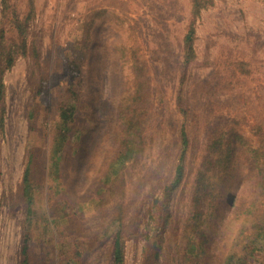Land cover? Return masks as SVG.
<instances>
[{
	"label": "rangeland",
	"instance_id": "374dc122",
	"mask_svg": "<svg viewBox=\"0 0 264 264\" xmlns=\"http://www.w3.org/2000/svg\"><path fill=\"white\" fill-rule=\"evenodd\" d=\"M33 1L36 10L32 30L40 40L42 67L19 58L4 79L7 97L5 130L0 131V264H19L22 240L28 236L32 264H62L61 251L73 253L76 242L81 243L83 251L79 264H114L112 241L117 234L125 237V264H140L151 195L160 192L171 179L180 146L181 120L176 94L180 87L182 38L189 19V0ZM17 3L20 13L28 12V0ZM122 4H127L124 8L129 9L138 25L141 41L151 57L155 107L144 122L143 151L122 167L125 195L86 204L98 185L99 169L114 152L112 140L120 97L132 81L129 64L120 59L117 49L127 37L126 21L123 23L120 18L127 14ZM89 6L103 7L108 17L99 19L92 30V56L84 68L78 126L87 133L81 157L76 163L61 159L65 170L63 187H69L67 194H62L74 205L85 204L81 209L66 207L69 210L66 211L62 207L63 198L57 193V183L48 174L52 127L59 118L60 96L65 95L68 79L63 48L78 34L75 18ZM196 29L197 58L187 70L183 96L191 106L198 107L203 122L214 112V108L208 107L209 101L224 113L239 116L244 90L262 85L264 92V0H214V5L201 12ZM236 60L247 62L252 75L240 76V86L226 92L223 62ZM42 73L44 78H40ZM40 85L49 94L38 96L36 87ZM250 150L249 144H237L221 190L225 202L210 224L209 256L205 264H217L212 255L222 258L233 249L241 226L251 217L259 193V172ZM201 156V148L194 158L190 150L186 155L189 174L173 201V225L180 234L171 236L169 242L173 246L182 238ZM28 161L38 183L33 218L42 216L55 227L53 243L50 236H43L42 230L28 228L27 206L20 194ZM227 200H231L230 207ZM171 251L167 247L164 258ZM257 261L264 264V252L259 253Z\"/></svg>",
	"mask_w": 264,
	"mask_h": 264
},
{
	"label": "trees",
	"instance_id": "16d2710c",
	"mask_svg": "<svg viewBox=\"0 0 264 264\" xmlns=\"http://www.w3.org/2000/svg\"><path fill=\"white\" fill-rule=\"evenodd\" d=\"M114 5V2L110 3ZM0 131L5 130L7 87L5 75L19 58L31 60L42 67L40 40L32 30L35 17L33 0H28V12L20 13L17 0H0ZM122 4V10L126 11ZM214 5V0H189V19L182 38V70L180 87L176 94V109L180 114L179 150L174 163L171 179L160 192L151 195L150 207L145 214V236L140 264H205L210 243V224L218 210L223 207L225 199L221 196L222 186L229 176L235 150L238 143L249 144L251 154L259 172V193L253 202L251 217L243 223L234 247L227 255L214 257L217 264H258L259 253L264 252V92L263 86H249V91L241 94L242 114L235 116L221 111L214 102V108L206 121L201 120L198 107H193L183 96V84L187 81V70L196 61L195 41L197 38V19L204 9ZM110 6V5H109ZM129 9L125 17L127 37L117 46L120 59L129 64L132 81L120 97L117 109L116 130L113 133L114 152L98 171V185L87 202L107 201L114 195H125L122 180V167L133 162L143 151L142 136L145 133L144 122L155 107L154 89L150 77L148 50L140 38L138 25L130 16ZM75 18L78 34L74 35L63 48L62 56L66 65L68 79L65 95L60 96L59 118L53 125L51 164L48 172L57 183V193L63 198L64 210L81 209L85 204L74 205L66 198L69 187H63L64 166L61 159L78 162L83 149V139L87 131L79 128L78 113L82 100L85 81V66L92 56V30L96 22L108 17L103 7L85 9ZM114 15V13H113ZM125 19V20H124ZM166 52L164 58H166ZM223 89L233 92L240 86V76H251L249 64L245 61H224ZM42 73L40 78H44ZM49 94L48 89L40 85L36 94L40 97ZM210 97L213 96L210 94ZM161 100V99H160ZM47 114L49 110L45 109ZM199 113V114H198ZM33 121V114L29 115ZM193 129H189L191 127ZM33 127H30L32 130ZM250 139L248 138V136ZM201 148L202 156L195 169L194 186L185 217L181 241L173 246L171 236L180 234L173 225V201L176 193L184 185L187 171L186 155L190 150L192 158ZM67 154V155H66ZM64 170V171H63ZM73 170V169H72ZM73 174H77V170ZM38 183L33 176L30 162L26 165L20 194L27 206L28 228L42 230L43 236L53 243L55 227L42 216L33 218V205ZM65 193V194H62ZM0 197V216L2 201ZM230 207L231 200H227ZM29 236L24 237L20 249L19 264H32ZM170 244V245H169ZM81 243L76 242L73 253L61 251L62 264H79L82 257ZM169 247L171 253L166 256ZM125 237L117 234L112 241L114 264H125Z\"/></svg>",
	"mask_w": 264,
	"mask_h": 264
}]
</instances>
